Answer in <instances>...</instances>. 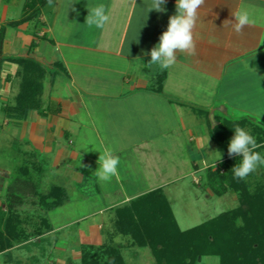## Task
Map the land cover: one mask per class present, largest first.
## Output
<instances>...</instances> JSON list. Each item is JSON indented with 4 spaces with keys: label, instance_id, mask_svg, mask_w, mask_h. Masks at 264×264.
<instances>
[{
    "label": "crops",
    "instance_id": "obj_1",
    "mask_svg": "<svg viewBox=\"0 0 264 264\" xmlns=\"http://www.w3.org/2000/svg\"><path fill=\"white\" fill-rule=\"evenodd\" d=\"M27 1L0 0L1 106L15 103L26 67L16 60L26 59L45 71L40 107L20 119L0 109V127L27 156L18 177L41 193L65 190L40 225L61 243L75 227L66 246L72 257L110 240L118 207L157 189L173 205L169 188L202 176L213 146L204 113L264 123V0H205L193 29L196 54L177 52L167 69L148 62L176 0L148 13L150 0H53L21 21ZM100 4L109 22L87 26L88 7ZM236 11L251 21L241 34L233 31ZM105 151L120 159L108 182L96 176Z\"/></svg>",
    "mask_w": 264,
    "mask_h": 264
},
{
    "label": "trees",
    "instance_id": "obj_2",
    "mask_svg": "<svg viewBox=\"0 0 264 264\" xmlns=\"http://www.w3.org/2000/svg\"><path fill=\"white\" fill-rule=\"evenodd\" d=\"M47 2L48 0H28V14L21 21L37 17L41 7ZM2 42L3 35L0 36V48ZM16 61L26 66L22 89L15 103L4 107L1 106L3 60L0 49V109L7 116L20 119L26 117L28 110L40 107L38 95L42 90L45 71L37 62L26 59ZM246 122L253 123L264 132V126L257 120L242 117L225 119L211 133L226 161L222 166L223 171L219 169L209 176V187L219 196L227 188L238 189V208L221 213L191 229L182 230L165 193L162 189H157L116 209L118 231L131 236L134 245L149 247L156 264H196L201 256H218L220 264H264V185L251 191L244 180L234 177L229 165L235 160L234 155L228 154L230 139L234 135V129L242 128ZM257 140L262 142L264 137L259 135ZM65 199L66 192L59 186L52 187L48 193H41L36 181L15 178L7 189L8 210L2 212L0 209V253L11 248L15 241L30 238L23 226L22 212L43 213V221L47 224L45 213L60 206ZM237 220L241 224L238 225ZM4 227H8L7 231ZM8 233L11 234L10 238ZM94 247L82 246V264H127L118 246L110 247L107 259L103 261L100 259L101 253L95 251ZM93 250L96 252L94 255L91 252Z\"/></svg>",
    "mask_w": 264,
    "mask_h": 264
},
{
    "label": "rangeland",
    "instance_id": "obj_3",
    "mask_svg": "<svg viewBox=\"0 0 264 264\" xmlns=\"http://www.w3.org/2000/svg\"><path fill=\"white\" fill-rule=\"evenodd\" d=\"M203 115L207 119L210 135L215 126L223 123L225 119L229 118V116L225 115L216 118V116L210 113H204ZM4 118V114H1L0 121L4 122ZM259 123L264 126V123ZM5 129L0 127V209L2 212L8 210L7 189L15 180L12 181V178L20 175V167L25 163L23 160L27 157H23L20 150H18L20 141L11 139L7 132H5ZM242 129L252 135L258 144L264 145V141L260 142L257 140L259 135L264 137L262 129L255 127L251 122H246V124L242 126ZM211 145H213V148L211 146V148H208L212 150V153L209 154L204 164H202V162L199 164L204 170L202 176L197 177V179L194 178L193 180L188 177L169 188V197L173 204L171 207L173 206L172 210L174 209V215L182 230L191 229L210 218L227 211H232L240 206V193L238 189L236 190L232 187L227 188V191L219 196L209 187V176L219 169L223 171L222 166L226 161L220 150L219 144L213 140V144ZM255 151L264 156V146L255 149ZM233 158L235 159L234 163L229 164L231 169H233L243 157L241 154L234 155ZM4 181L5 185L2 183ZM244 181L248 184V188L251 191L263 186L264 166L258 167L257 170L251 173ZM55 213L56 212H52L53 215H55ZM37 214H40L39 220H36ZM42 214L31 213L29 217V215L21 213V218L24 221L23 226L28 231L30 240H17L11 248L1 252L0 264H82L83 248L81 247L78 250L79 256L72 257L70 255L72 254L71 250L66 247L67 245H73L75 241V227H69L70 230L67 233L66 242L61 243L58 236L54 237L53 233H45L46 229L44 225H40V223L42 224L44 222ZM66 215L71 217L72 212L67 210ZM114 217L116 218V211ZM4 224L7 226L6 223ZM4 228L7 231L8 227ZM111 234L112 237L109 241H105L98 245H85L95 246V251L101 253V261L107 259L110 247L118 246L127 264H156L151 249L149 247L144 248L134 245L131 236L124 237V235L118 231L116 223L114 228H112ZM7 236L10 238L11 234L8 233ZM64 244L65 246H63ZM63 247L66 248L62 249ZM95 251H91L93 255L96 253ZM196 264H220V258L218 256H201L198 258Z\"/></svg>",
    "mask_w": 264,
    "mask_h": 264
},
{
    "label": "clouds",
    "instance_id": "obj_4",
    "mask_svg": "<svg viewBox=\"0 0 264 264\" xmlns=\"http://www.w3.org/2000/svg\"><path fill=\"white\" fill-rule=\"evenodd\" d=\"M164 3L165 0H150L147 13L152 10L166 11L163 7ZM204 3L205 0H176V14L169 18L167 30L159 37L158 45L151 49L149 66L156 65L161 69H167L176 62L177 52L193 56L196 54L193 29L199 18L198 10ZM52 4L53 0H48V5ZM88 11L89 14L85 22L87 26L103 29L109 22L110 17L105 5L88 7ZM234 16L236 22L233 24V31L241 34L243 28L251 23L249 14L246 11H236ZM262 146L264 145L258 144L256 139L244 129L240 127L234 129V135L228 145V154L229 156L242 154L243 157L232 169L236 179L244 180L258 167L264 166V156L255 151ZM97 163L99 167L96 170V176L99 180L108 182L118 175L120 159L111 151L101 153ZM240 223L237 220V224Z\"/></svg>",
    "mask_w": 264,
    "mask_h": 264
}]
</instances>
